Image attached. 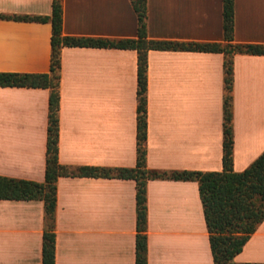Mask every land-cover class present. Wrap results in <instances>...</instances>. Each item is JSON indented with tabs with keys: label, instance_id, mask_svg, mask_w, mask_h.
Here are the masks:
<instances>
[{
	"label": "crops",
	"instance_id": "0c3cea01",
	"mask_svg": "<svg viewBox=\"0 0 264 264\" xmlns=\"http://www.w3.org/2000/svg\"><path fill=\"white\" fill-rule=\"evenodd\" d=\"M52 0H0V72L48 73ZM234 41L264 45V0H233ZM223 0H147V37L223 42ZM24 17H28L25 19ZM32 18V19H31ZM129 0H62L64 35L135 38ZM146 165L220 171L223 55L148 50ZM137 52L63 47L58 160L71 169L133 167ZM48 88L0 86V176L44 181ZM233 170L264 152V55L235 54ZM42 200L0 199V264H41ZM54 264H135L136 202L131 179L60 176ZM147 264H214L198 183L146 184ZM264 263V220L234 257Z\"/></svg>",
	"mask_w": 264,
	"mask_h": 264
},
{
	"label": "trees",
	"instance_id": "16d2710c",
	"mask_svg": "<svg viewBox=\"0 0 264 264\" xmlns=\"http://www.w3.org/2000/svg\"><path fill=\"white\" fill-rule=\"evenodd\" d=\"M137 19L135 38H94L64 35L62 0H52L51 14L34 17L51 25L48 73L0 72V86L48 88V114L44 181L0 176V199L42 200L45 228L42 262L54 264L56 182L60 176L131 179L135 182V264H147L146 184L152 179L189 180L198 191L214 264H264L235 262L234 257L264 220V152L246 169L233 170L232 86L235 54L264 55V45L234 41L233 0H223V42L154 40L147 37V0H129ZM28 19V17H24ZM32 19V18H31ZM63 47H105L137 52L136 159L133 167L71 169L58 160V110L60 53ZM148 50L217 52L223 55V141L220 171L158 170L146 165V69Z\"/></svg>",
	"mask_w": 264,
	"mask_h": 264
}]
</instances>
